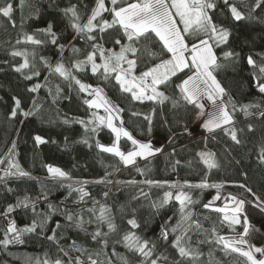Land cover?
<instances>
[{"label":"trees","instance_id":"16d2710c","mask_svg":"<svg viewBox=\"0 0 264 264\" xmlns=\"http://www.w3.org/2000/svg\"><path fill=\"white\" fill-rule=\"evenodd\" d=\"M95 1L25 0L21 7L20 0H0V7L7 3L13 5L11 20L0 15V157L4 156L7 149L11 147L12 141L15 140L17 142L15 159L20 167L30 174L27 177L9 178L7 187L0 183V213H3L9 204L15 206L17 201L25 196L36 202L38 213L48 212L49 203L59 209L56 213L50 214V219L42 231L37 229L36 232L25 233L23 243H11L7 246L0 244V264H36L38 260L42 262L45 259L55 260L57 258H62L67 262L75 260L78 256L84 264H89L87 255L81 256L76 248L86 250L87 253H100L99 259L104 261V264H108L109 261L111 264H124L125 259L128 264H139L141 258L129 251L122 241L123 235L128 231L154 241L157 245L156 254L168 257L166 264H176L179 256L171 246L174 235L167 242L160 240L159 236L161 224L169 216L178 213L179 205L173 200L158 214L151 207L152 202L162 198L165 191L176 189H169L167 185L149 186L141 181L151 179L183 184L187 180L196 184L205 175L209 183H222L224 187L219 190L215 188L184 189L190 193L193 200L199 201L191 206L195 214L194 219L201 222L203 229L209 230L208 236L202 231L191 233V246L198 249L202 255L197 260L187 261L186 264H246V258L222 250V245L215 242L200 243V241L210 237L213 225L217 227L219 234L238 233L243 230L242 225H237L235 232L230 231L226 223L221 224L222 213L203 207V204L208 203L218 191L221 199L215 202L216 207H220L230 193L252 201L254 199L252 194L240 188L239 184H245L257 196L264 199V165L259 162L260 150L264 147V116L261 115L264 113V94L258 92L256 81L252 78L253 70L247 64L248 55H252L258 64L264 60V10L257 9L256 20L240 22L233 29L230 44L227 47L222 45L216 49L220 62L224 64V67L216 73L217 79L236 102L237 107L245 104L260 105L258 108L249 109L247 116L242 111L234 113V126L241 141L239 144L233 142L222 129H217L213 135H210L204 129L195 127L198 110L191 105H186L180 99V91L176 87L184 78V74H178L177 77L172 78L166 88L163 86L160 88L167 96L180 100L179 107L173 108L171 99L165 101L164 104L133 101L130 94L120 91L114 79L115 74L109 81H105L102 78V69L95 76L92 75L90 66H86L84 71L80 72L72 69L73 74L83 83L103 88L104 94L112 103L123 109L120 112L123 127L135 139L141 142L155 140L157 147H162V152L145 159L137 158L135 166L125 167L118 157L102 152L96 147L97 139L105 145L113 143L114 135L106 127H102L95 135L88 134L92 147L80 142L85 137V130L75 120L87 121L90 113L94 111L88 109L84 103L87 94L79 92L78 86L75 85L70 90L68 81L58 74L50 73L40 60V57H45L49 63L55 65L61 59L60 51L51 44L50 40L38 33L35 34L36 38L45 39V44L37 46L29 42L17 43L24 33L34 34L36 29L45 28L49 21H53L59 43L67 45L71 41L81 50L79 54L73 55L68 47L64 49L63 61L67 67H71L73 60H83L92 49L84 40L73 39L76 33L69 26L68 19L62 10L75 4L81 16V22H86ZM130 1L132 0H128ZM234 2L237 3L238 8L247 13L255 0H245L247 7L242 6L239 0H234ZM105 3L106 7L111 8L109 1L105 0ZM37 12L38 18L35 14ZM102 15L104 19L112 20L110 12ZM217 19L223 20L224 17L218 15ZM13 21L15 26H13ZM95 34L98 37L101 35L98 31ZM117 35H123L118 26L115 29H109L104 36V47L119 52L120 45H114V38ZM123 43H128L126 38ZM143 43L145 41H141V44ZM150 47L153 52H160L161 46L158 41H151ZM228 50L240 53V57L225 60L222 54ZM12 51L35 52V57L30 55L28 59L30 64H36L40 75L26 80L24 75L31 74L29 69L23 70V75L15 72L12 65L18 66L23 63L24 57H13L10 55ZM128 58H133L130 53ZM163 58L168 57L163 56ZM96 62H101L98 53ZM158 62L159 59H150L141 49L135 74L139 75L146 70V67ZM45 77H48V80H45ZM37 83L41 85L37 92L27 91L29 87ZM57 86L61 88L59 96L55 91ZM13 95L22 100L25 111L31 108L33 98H35V102L42 108L40 115L31 117L18 115L16 118H9L8 114L13 106ZM225 98L228 97L225 96ZM133 113L138 115H133ZM146 115L152 116L151 132H149L148 121L144 119ZM64 119H68L70 123H63ZM185 124L194 133L193 135L184 131ZM249 124L254 129L251 132L248 131ZM36 135L44 137L49 142L37 146L33 139ZM170 137H172L171 140ZM52 140H55V143H52ZM119 143L123 150H129L132 147L131 142L124 137ZM200 151L214 153L219 167L209 170L197 156V152ZM177 160L180 161L179 165L175 163ZM236 161L240 163L237 164ZM45 165L62 169L70 179H54L49 175ZM5 166H0V168ZM137 168L143 170L144 174L137 171ZM2 174L0 171V175ZM102 179V183L97 182ZM130 180H135L137 183H126ZM68 184H72L73 189H70ZM79 186H83L85 192L89 194L84 197L83 201L80 200V193L74 191ZM7 188H11L12 191L9 192ZM140 190L148 194L147 198L140 195ZM105 192L108 193L107 197L104 196ZM44 196L47 197L46 201ZM134 197L138 198L134 199ZM93 200L110 210L113 222L117 226L116 231L107 237V244L97 243L91 238V233L96 230L97 223L86 224V230L70 228L62 214L65 209H68L81 213L87 221L93 218L91 213L85 211L94 206ZM95 207L96 215H99V205ZM246 214L251 225L259 229L252 231L246 239L250 244L264 246V230L261 228L264 222V212L248 203ZM132 218L140 224L139 229H132L127 223ZM3 219L0 215V240L3 239L4 230L9 221L14 220L17 227L22 228L30 225L37 217L32 211V205L29 204L27 208L14 207L7 219ZM57 221L61 224L57 232L58 239L56 242L48 241L45 236L52 234L51 229L55 228ZM172 223H175V220ZM101 231L108 232L106 224L101 225ZM61 248L68 252L67 256L60 251ZM113 249H115V255L112 254ZM93 258L96 256L94 255ZM160 263L165 264L164 261Z\"/></svg>","mask_w":264,"mask_h":264},{"label":"snow or ice","instance_id":"6c2138e0","mask_svg":"<svg viewBox=\"0 0 264 264\" xmlns=\"http://www.w3.org/2000/svg\"><path fill=\"white\" fill-rule=\"evenodd\" d=\"M20 3L22 7L25 0H20ZM239 3L244 7L248 6L245 0H239ZM110 4L112 5L111 8L106 7L105 0H96L95 7L92 8L91 14L88 16L86 22H81L77 5L73 4L62 10L64 16L68 19L69 26L76 33L73 39L80 38L84 40L92 49L83 60H73L71 67H67L63 61L64 49L68 47L73 55L79 54L81 50L72 44L71 41L67 45L59 43V37L54 30L55 25L53 21H49L45 28L36 29L34 34L24 33L22 38L17 40V43L29 42L37 46L45 44L46 40L37 39L36 33L42 34L46 39L50 40L51 44L60 51L61 59L55 65H52L47 58L40 57L44 66L48 68L50 73L58 74L65 81H68L70 90L75 85L78 86L79 92L91 96L92 99L84 100L88 109L98 110L102 108L104 110L105 115L103 116L93 111L90 113L87 121L83 119L75 120L85 130V137L80 142L92 147L91 143H89L88 134L95 135L102 127H106L114 135L113 143L111 145H105L97 139L96 147L102 152L110 153L118 157L125 167L129 165L135 166L137 158L145 159L163 151L162 147L154 146L151 141L141 142L135 139L123 127V120L120 116V112L123 109L112 103L104 94V89L99 86L83 83L73 74V68L77 72H80L84 71L86 66H90L93 76L97 75L102 69V78L105 81H109L113 74H115L114 79L116 84L119 85L120 91L130 94L133 101H139L141 103L151 101L154 104H164L165 101L171 99L173 108L179 107L180 100L167 96L160 88L161 86L166 88L173 77H177L178 74H184V78L176 87L180 91V99L186 105H191L194 109L198 110L196 111V119H202L198 127L204 129L210 135H213L217 129H222L226 135L230 136L233 142L239 144L241 141L238 138L237 129L234 126V113L242 111L247 116L249 109L254 107L258 108L260 105L245 104L240 105L239 108L237 107L236 102L228 95L226 88L217 79L216 73L224 67V64L220 62V57L217 55L216 49L222 45L227 47L230 44L233 29L240 22L257 19L255 13L257 9L264 10V0H255L247 13L238 8L234 0H135V2H128V0H110ZM12 12L13 5L11 3L0 7V15L10 20ZM105 12L111 13V21L103 18L102 14ZM35 14L38 18V12ZM218 15H222L224 19L218 20ZM13 26H15L14 21ZM116 26L123 32L122 36L117 35L114 38V45H120L119 52L114 51L112 48H105L103 43L107 31L109 29H115ZM97 31L101 34L99 37L95 34ZM125 38L128 43H123ZM141 41H145V43L141 44ZM151 41H158L161 46L159 53L151 50ZM141 49H143L144 53L150 59H159V62L152 64L150 67H146V70L136 75L135 70L140 60ZM97 53L99 54L100 63L96 62ZM129 53L132 55V59L128 58ZM10 55L13 57H24L23 63H20L18 66L12 65L13 70L22 75L23 70H30L31 74L24 75V79L31 80L34 76L40 75L36 64H30L28 59L30 55L35 57V52L12 51ZM222 55L225 60L240 57V53L233 50L224 51ZM163 56H167L168 58L165 59ZM125 64L127 67L124 66ZM247 64L253 70L252 78L256 81L258 92L264 94V60L258 64L252 55H248ZM45 80H48V77H45ZM40 88L41 85L37 83L29 87L27 91L35 93ZM55 91L56 95L59 96L61 88L57 86ZM225 96L228 97L227 100H225ZM12 100L13 106L8 114L9 118H16L18 115L25 117L39 116L42 111L41 106L35 102V98H33L31 108L27 111L24 110L22 100L16 95L12 96ZM153 112H155V109H153ZM133 115L138 114L133 113ZM261 115L264 116V113H261ZM144 119L148 121L149 132H151L152 116L146 115ZM115 121H119V125ZM63 123L68 124L70 121L64 119ZM167 123V120H165V124ZM253 130V126L249 124L248 131L251 132ZM184 131L189 135L194 134L188 129L186 124ZM122 137L130 141L133 146L127 152L121 150L119 142ZM33 139L37 146L49 142L40 135L34 136ZM169 139L171 140L172 137ZM204 139L207 141V137ZM65 140L67 141V137ZM51 142L55 143V140ZM16 146L17 142L13 140L11 147L7 149L3 157H0V166L6 165L0 168V171L3 173L0 175V183H3L5 187H7L9 178H20L30 175L20 167L15 159ZM197 156L201 158L209 170L219 167L215 159V154L211 151L197 152ZM259 162L264 165V147L260 150ZM175 163L179 165L180 161L177 160ZM236 163L239 164L240 161H236ZM45 167L49 175L54 179H70L68 174L58 167L51 165H45ZM137 171L141 172L142 175L144 174V171L139 168H137ZM97 182L102 183L103 179ZM126 183L135 184L137 181L130 180L126 181ZM141 183L149 186L155 185L157 187L167 185L169 189H176L175 192L171 190L165 191L162 198L153 201L151 204V207L157 214L173 200L179 205L178 213L169 216L161 224L159 239L167 242L174 235L175 238L171 240V246L179 256L176 264H186L189 260H197L202 253L191 246V233L194 231H202L203 234L208 236L209 230L203 229L201 222L198 219H194L195 214L191 206L199 201L193 200L190 193L184 189L215 188L219 190L224 187V184L209 183L207 175L196 184H192L187 180L183 184H178L175 182L169 183L168 181L151 179H145ZM238 186L246 192L251 193L254 199L248 201L229 194L225 197V205L223 207H216L215 202L221 199L218 191L217 195L213 196L208 203L203 204V207L222 213L221 224L226 223L230 231L235 232L237 225H242L243 231L237 235L224 236L220 235L217 227L213 225L210 230V237L207 240H201L200 243L215 242L218 245H222V250L226 252L230 251L231 253L239 254L240 257L246 258V264H264V258L258 259L256 256V254H260L261 257H264V246L257 247L250 244L248 239H246L252 231L259 230L251 225L249 217L246 214V205L251 203L253 207L264 212V199L257 196L245 184H239ZM68 187L73 189L72 184H68ZM7 190L9 192L12 191L11 188H7ZM74 191L80 193L81 201H83L85 196L89 195L85 192L83 186L76 187ZM140 195L147 198L148 194L140 190ZM104 196L107 197L108 193L105 192ZM137 198L134 197V199ZM44 200H47L46 196H44ZM29 204L32 205V211L37 219H34L30 225H25L22 228H18L14 220L9 221L6 230H4L3 239L0 240V244L7 246L11 243H23L25 233H33L37 229L42 231L50 219V214L59 211L57 207L49 203L48 212L38 213L36 211V202L30 200L28 196H25L22 200H18L15 206L9 204L0 215L4 219H7L8 214L14 210V207L24 206L27 208ZM93 205L92 208L85 210L91 213L93 217L87 221L84 220L81 213L68 209H65L62 214L67 226L70 228L75 227L86 230V224L97 223V228L91 233V238L97 241V243L107 244V237L110 233L116 231L117 226L113 222L110 210L105 205L99 204L95 200H93ZM96 205H99V215H96ZM173 220H175V223H172ZM127 223L132 229L140 228V224L135 218L129 219ZM103 224L107 225L108 232L101 231V225ZM60 228L61 224L57 221L55 228L51 229L52 234L46 235L45 239L56 242L58 239L57 232ZM122 241L129 251L136 253L141 258L139 264H159L160 261H164L166 264L168 260V257L163 254H156L157 245L154 241L144 239L133 231L126 232L122 237ZM73 247L75 246L73 245ZM60 251L65 256L68 255L65 249L61 248ZM76 251L80 252L81 256L86 254L89 264H104V261L99 259L100 253H87L86 250L80 248H76ZM112 254H116L115 249H113ZM94 255L96 258H93ZM36 264H84V262L78 256L75 260H68L67 262L62 258H57L55 260L45 259L42 262L38 260ZM108 264H111V261ZM124 264H128L126 259L124 260Z\"/></svg>","mask_w":264,"mask_h":264},{"label":"rangeland","instance_id":"374dc122","mask_svg":"<svg viewBox=\"0 0 264 264\" xmlns=\"http://www.w3.org/2000/svg\"><path fill=\"white\" fill-rule=\"evenodd\" d=\"M107 1H109L110 2V0H107ZM130 2H135V0H132V1H130ZM94 4H96V1H95V3ZM111 7H112V5H110ZM120 6H123V5H120ZM94 7H95V5H94ZM177 20H178V18H177ZM181 27H182V25H181ZM125 67H127V66H125ZM190 74V73H189ZM137 75V74H136ZM87 99H92V97L91 96H88L87 95ZM225 100H227L226 98H225ZM95 112H97L98 113V115H101V116H103V115H105V113H104V110L101 108V109H93ZM202 122V119L201 120H197L196 121V123H195V127H198V125L200 124ZM115 123H117L118 125H119V122L118 121H115ZM151 142L153 143V145L154 146H156L157 147V143H156V141L155 140H151ZM133 147V146H132ZM132 147L130 148V149H132ZM129 149V150H130ZM122 151H125V152H127L128 150H123V149H121ZM176 191V190H175ZM175 191H173V192H175ZM230 194H232V193H230ZM232 195H234V194H232ZM234 196H236V195H234ZM237 198H240V197H238V196H236ZM225 203H226V201L220 206V207H223L224 205H225ZM261 228L264 230V222L261 224ZM243 231V230H242ZM242 231H240V232H242ZM240 232H238V233H240ZM238 233H227V234H223V233H221L220 235H224V236H233V235H237ZM255 246H257V245H255ZM246 247V246H245ZM257 247H260V246H257ZM256 256H257V258L258 259H260V258H264V257H261L260 256V254H256Z\"/></svg>","mask_w":264,"mask_h":264},{"label":"water","instance_id":"95a60500","mask_svg":"<svg viewBox=\"0 0 264 264\" xmlns=\"http://www.w3.org/2000/svg\"><path fill=\"white\" fill-rule=\"evenodd\" d=\"M159 264H162V263L159 262Z\"/></svg>","mask_w":264,"mask_h":264},{"label":"built area","instance_id":"2783aa9c","mask_svg":"<svg viewBox=\"0 0 264 264\" xmlns=\"http://www.w3.org/2000/svg\"><path fill=\"white\" fill-rule=\"evenodd\" d=\"M4 220V219H3Z\"/></svg>","mask_w":264,"mask_h":264}]
</instances>
